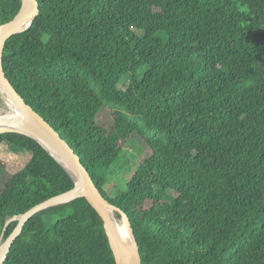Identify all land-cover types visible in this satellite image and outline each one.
I'll use <instances>...</instances> for the list:
<instances>
[{"label":"trees","instance_id":"trees-1","mask_svg":"<svg viewBox=\"0 0 264 264\" xmlns=\"http://www.w3.org/2000/svg\"><path fill=\"white\" fill-rule=\"evenodd\" d=\"M38 1L7 41L6 75L128 216L142 263L264 264V0ZM21 7L0 0V25ZM133 136L150 154L111 197ZM1 145L31 159L0 188V243L10 219L74 186L37 141ZM5 264L117 263L83 197L34 215Z\"/></svg>","mask_w":264,"mask_h":264},{"label":"water","instance_id":"water-1","mask_svg":"<svg viewBox=\"0 0 264 264\" xmlns=\"http://www.w3.org/2000/svg\"><path fill=\"white\" fill-rule=\"evenodd\" d=\"M40 12V4L38 0H22V7L17 16L8 23L0 25V93L4 98L10 99L17 109L25 114L32 122L36 124V126L46 135L48 136L52 142L60 147L62 151L68 156V158L72 161L76 175L73 176L62 164L61 162L44 146V144L37 139L36 137L26 134L24 132H20L17 130H9L0 132V134L5 133H14L27 136L35 141H37L49 154L54 157L60 165L67 171V173L71 176L74 181V186L55 197L48 199L47 201L33 207L25 214L12 218L8 221V224L12 221H18V225L14 232L7 238L6 241H3V237L1 238L0 243V264H5L8 255L11 251V248L18 237L21 235L25 225L28 221L36 214L54 208L58 206H62L68 204L79 198H86L94 209L98 212L100 217L102 218L105 226V230L107 232L108 238L110 240L112 249L115 254V259L117 264H143L142 258L139 253V247L137 243V236L135 231L132 228L130 220L128 216L117 206L111 204L100 192L98 187L95 185L94 180L92 179L89 171L86 169L84 164L82 163L80 157L76 154L74 149L68 144L66 140L62 138V136L52 127V125L46 121L40 114H38L30 105L27 104L25 99L20 95L18 90L14 87L12 82L8 79L5 69H4V52L6 49L7 41L13 36L22 33L30 28L15 32L17 27H19L23 22L28 20L29 18H33L32 23L36 16ZM88 192H91L93 195V199H90L88 196ZM118 213L122 220L126 223L130 234L133 238L135 245V252H132L128 246L124 243L119 233L117 232L114 220L112 218V212ZM125 253L128 255L127 263L125 258Z\"/></svg>","mask_w":264,"mask_h":264},{"label":"rangeland","instance_id":"rangeland-1","mask_svg":"<svg viewBox=\"0 0 264 264\" xmlns=\"http://www.w3.org/2000/svg\"><path fill=\"white\" fill-rule=\"evenodd\" d=\"M5 109V99L0 105V112ZM108 118L104 114L103 118ZM150 152L145 143L137 136L128 140L122 149L119 159L107 172L106 192L114 197L131 181L132 176L138 171L141 164L148 158ZM31 154L27 151H11L7 146H0V188H4L10 177L22 170L30 161ZM118 219H122L121 216ZM66 233L68 229L64 230Z\"/></svg>","mask_w":264,"mask_h":264},{"label":"bare ground","instance_id":"bare-ground-1","mask_svg":"<svg viewBox=\"0 0 264 264\" xmlns=\"http://www.w3.org/2000/svg\"><path fill=\"white\" fill-rule=\"evenodd\" d=\"M33 18H29L25 22H23L15 32L27 29L32 24ZM5 99V109L0 112V132L9 131V130H17L20 132H24L26 134L32 135L39 139L44 146L61 162V164L73 175H76V171L72 161L68 158V156L60 149V147L56 146L52 140L46 136L34 122H32L25 114L20 112L15 104L8 99ZM88 196L90 199H93V195L91 192H88ZM116 213L112 212V218L114 220V225L119 233L120 237L124 241V243L128 246V248L135 252V245L133 238L130 234L126 223L122 219H118ZM126 263L128 255L125 253Z\"/></svg>","mask_w":264,"mask_h":264}]
</instances>
